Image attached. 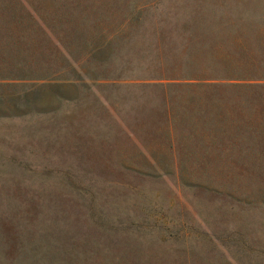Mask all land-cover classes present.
Segmentation results:
<instances>
[{
	"label": "rangeland",
	"instance_id": "1",
	"mask_svg": "<svg viewBox=\"0 0 264 264\" xmlns=\"http://www.w3.org/2000/svg\"><path fill=\"white\" fill-rule=\"evenodd\" d=\"M193 1L202 0L124 3L157 4L149 21L178 24L175 12ZM206 1L220 8L214 3L221 0ZM223 1L230 5L221 7L234 9L227 10L232 23L243 27L240 17L257 16L253 29L264 27V0ZM213 9L204 11L207 24L214 23ZM145 29V36L141 29L104 45L83 71L45 52L32 53L39 65L5 72L48 79L0 85V194L93 197V211L83 210L80 224L113 234L54 248L63 253L54 264H264V118L229 93L225 102L208 98L216 109L208 113L203 100L171 89L170 132L164 91L124 86L128 69L156 52L154 30ZM78 39L101 42L96 34ZM183 40L173 35L163 42L168 49ZM82 52L75 50L74 59ZM103 76L108 80L96 81ZM220 107L236 113L227 117Z\"/></svg>",
	"mask_w": 264,
	"mask_h": 264
},
{
	"label": "trees",
	"instance_id": "2",
	"mask_svg": "<svg viewBox=\"0 0 264 264\" xmlns=\"http://www.w3.org/2000/svg\"><path fill=\"white\" fill-rule=\"evenodd\" d=\"M227 2L214 3L220 8L206 7L210 3L206 0L185 4L181 13L173 15L176 21L180 19L177 24L166 19L149 21L146 15L158 9L154 3L131 6L124 0H0V85L47 80L7 77L5 72L24 69L22 66L28 64L39 65L32 53L54 52L66 69L76 66L83 71V65L96 59L104 45L141 29L145 36V28L150 26L154 31L149 36L156 38V52L141 67L128 69L131 75L124 79V86L164 91L161 101L170 132L174 122L171 104L175 98L167 92L171 89H182L180 94L187 91L189 96L203 100L201 104H208V113L209 109L216 110L208 98L225 102L228 95L224 94L229 93L236 104L251 106L252 115L263 119L264 27L253 29L251 22L257 16L240 17L239 22L245 23L243 27L232 23L227 10L234 9L221 7L230 5ZM234 4L240 7L237 2ZM212 8L214 23L207 24L210 15L204 11ZM92 34L101 38L99 44L78 41L80 35ZM173 35L180 36L184 43L165 48L164 39ZM77 49L83 51L80 59L73 57ZM80 78L78 81L82 82ZM107 78L95 79L102 82ZM220 92L223 94L213 95ZM220 109L221 114L230 118L236 113ZM72 185L67 187L76 190ZM92 201L93 197L88 195L0 194V264H54L63 256L54 248L92 245L102 238L109 239L113 231L92 230L80 224L84 212L93 211ZM91 219L94 221V215ZM50 249L54 255L47 252Z\"/></svg>",
	"mask_w": 264,
	"mask_h": 264
}]
</instances>
